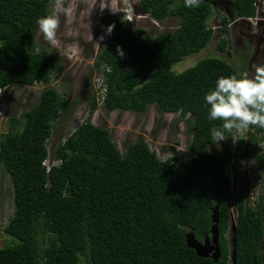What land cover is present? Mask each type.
<instances>
[{
	"label": "trees",
	"instance_id": "1",
	"mask_svg": "<svg viewBox=\"0 0 264 264\" xmlns=\"http://www.w3.org/2000/svg\"><path fill=\"white\" fill-rule=\"evenodd\" d=\"M233 18H256L258 0H232ZM51 0H0V89L49 83L60 57L36 40L38 18L51 12ZM146 14L163 21L177 17L173 31L150 35L123 13L106 15L102 25L119 32L102 45L92 73H103L109 112L180 113L191 127L187 159H162L144 136L125 152L108 128L92 122L99 98L92 93L88 117L56 147L49 141L59 115L75 103L55 87L39 102L12 117L0 133V166L10 175L14 213L4 228L0 264H264V194L250 205L244 188L236 199V257L230 246L232 189L230 166L264 172V128L251 126L241 138L224 132L220 149L211 135L222 121H210L206 94L221 76L238 68L222 57H206L177 72L173 67L209 45L215 28L211 0L188 8L184 0H140ZM228 18L223 19L229 31ZM228 38L219 48L225 52ZM121 46L124 55L117 52ZM264 65V55L261 66ZM2 92H0V102ZM50 161V163H47ZM246 170V169H245ZM243 178V174L241 176ZM219 209L220 258L199 256L187 245L193 232L210 235L212 209Z\"/></svg>",
	"mask_w": 264,
	"mask_h": 264
},
{
	"label": "rangeland",
	"instance_id": "2",
	"mask_svg": "<svg viewBox=\"0 0 264 264\" xmlns=\"http://www.w3.org/2000/svg\"><path fill=\"white\" fill-rule=\"evenodd\" d=\"M211 2L214 4L209 23L215 28L211 42L200 52L175 64L173 68L177 72H181L194 66L203 58L222 57L235 65L240 75L243 73H248L249 76L254 75V67L261 66L264 53V32L258 28L259 22L264 24V7L259 9L258 17L243 21L235 20L232 17L233 9L229 10L227 12L229 31L227 32L224 30L225 26L220 18V1L211 0ZM124 3L128 5L126 11L131 17L133 25L144 28L152 36H156L160 32L173 31L179 25L177 17L172 16L159 21L150 14H146L141 8L140 0H124ZM65 4L66 6L71 4L73 19L66 23L65 17L60 16V28L57 32L59 48H54L45 41L39 30L36 35L40 46L55 52L60 57L61 62L58 70L61 73L57 75L58 71L55 72L49 83H37L34 86L16 84L7 87L2 92L0 102V133L8 130L12 117L19 118L23 111L36 105L40 100L41 91L49 86L55 87L62 97L75 103L73 112H71L73 107H67L59 115L55 131L49 141L50 147H56L88 117L91 95L92 93L96 94L95 85L99 87V73L91 72L96 56L102 45L119 32V29L113 28L109 33L108 27L102 25V20L106 15L115 16L120 13L113 14L108 9L101 11L99 0H97V4L96 0H65ZM95 4L96 6H94ZM102 36L103 39H101ZM222 38L229 39L225 52L219 48ZM92 122L110 130L111 137L118 144L121 152H125L131 142L144 136L150 148L155 150L162 159L172 155L181 156L183 159L188 156V144L192 134L187 117L180 120V113L161 111L156 104H152L144 113L130 110L109 112L99 105L92 115ZM221 147L222 142L215 146L209 145L211 150ZM252 163L249 169L254 172L255 164ZM257 172L264 181V172L259 168ZM242 185L249 192L252 189L250 177ZM13 213V184L8 172L3 166H0V243L2 245L8 239L4 228ZM234 219L235 217L231 218L228 232L232 251L235 236Z\"/></svg>",
	"mask_w": 264,
	"mask_h": 264
},
{
	"label": "clouds",
	"instance_id": "3",
	"mask_svg": "<svg viewBox=\"0 0 264 264\" xmlns=\"http://www.w3.org/2000/svg\"><path fill=\"white\" fill-rule=\"evenodd\" d=\"M200 2L201 0H184L188 8L198 7ZM50 7L51 12L38 18L36 23L44 40L52 47L59 48L57 32L60 28V16L65 17L66 23L71 22L73 8L71 4L66 6L65 0H51ZM99 8L101 11L108 9L113 14L123 13L122 21L133 22L126 11L128 5L124 0H99ZM114 26H108L109 33ZM117 52L124 55L119 45ZM205 101L210 106L209 120L223 122V132L215 126L211 129V135L217 143L226 138L224 132L235 130L243 138L251 126L264 128V65L255 66L252 76L243 73L240 76L232 74L219 77L215 88L206 94Z\"/></svg>",
	"mask_w": 264,
	"mask_h": 264
},
{
	"label": "built area",
	"instance_id": "4",
	"mask_svg": "<svg viewBox=\"0 0 264 264\" xmlns=\"http://www.w3.org/2000/svg\"><path fill=\"white\" fill-rule=\"evenodd\" d=\"M261 0H258V2H260ZM257 2V5H258ZM259 8V6H258ZM250 19V18H248ZM253 19V18H252ZM98 79H99V87L98 85H95V91H96V95L99 98V105H102L105 99V94H106V90H107V84L105 83V77L104 74L101 72L98 74ZM0 92H2V90L0 89ZM179 157V161H177L175 164H179L181 161L186 160L187 158L183 159V157L178 156ZM252 164H255V167L253 168L254 172H251V170L249 169V166H247L246 168L244 166H236L232 167L230 166V177H231V189H232V200H233V204H232V216L233 218L235 217L236 219V211H235V203H236V199L240 196V190L241 188H244L246 194H248L250 196V205L255 206L261 196L263 195V191H264V181L262 180V176H258V165L255 161H253ZM246 169V170H245ZM251 172V173H250ZM243 174V178L241 177ZM253 174V175H251ZM250 177V182H251V188L249 192L246 191V188L244 187V182H246Z\"/></svg>",
	"mask_w": 264,
	"mask_h": 264
},
{
	"label": "water",
	"instance_id": "5",
	"mask_svg": "<svg viewBox=\"0 0 264 264\" xmlns=\"http://www.w3.org/2000/svg\"><path fill=\"white\" fill-rule=\"evenodd\" d=\"M247 19V18H246ZM233 218V216H232ZM234 230L236 229V220L233 222ZM187 245L193 248L201 257H211L218 261L221 255L220 252V232H219V209L218 206L212 209V224L210 235H206L203 241L198 240L193 232H188L186 235ZM236 237L234 236L233 258L236 257Z\"/></svg>",
	"mask_w": 264,
	"mask_h": 264
},
{
	"label": "crops",
	"instance_id": "6",
	"mask_svg": "<svg viewBox=\"0 0 264 264\" xmlns=\"http://www.w3.org/2000/svg\"><path fill=\"white\" fill-rule=\"evenodd\" d=\"M220 1V8H221V14H220V18H222V20L224 18H228L229 20V17L227 15V12L231 9H233V14H234V4H233V1L232 0H219ZM219 3V2H218ZM214 4V3H213ZM212 4V6H213ZM225 7V8H224ZM227 7V8H226ZM232 14V16H233Z\"/></svg>",
	"mask_w": 264,
	"mask_h": 264
},
{
	"label": "flooded vegetation",
	"instance_id": "7",
	"mask_svg": "<svg viewBox=\"0 0 264 264\" xmlns=\"http://www.w3.org/2000/svg\"><path fill=\"white\" fill-rule=\"evenodd\" d=\"M258 6H259V9L260 8H262V7H264V0H261L260 2H258ZM258 16H259V13H258ZM257 16V17H258ZM259 20V19H258ZM258 28H259V30L261 31V32H264V24L263 23H258ZM263 55H264V53H263ZM231 217H232V215H231Z\"/></svg>",
	"mask_w": 264,
	"mask_h": 264
}]
</instances>
